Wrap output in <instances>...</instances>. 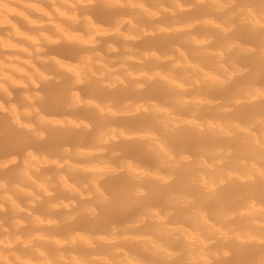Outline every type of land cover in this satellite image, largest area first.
<instances>
[{"label":"clouds","instance_id":"1","mask_svg":"<svg viewBox=\"0 0 264 264\" xmlns=\"http://www.w3.org/2000/svg\"><path fill=\"white\" fill-rule=\"evenodd\" d=\"M0 264H264V0H0Z\"/></svg>","mask_w":264,"mask_h":264}]
</instances>
